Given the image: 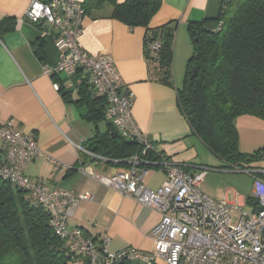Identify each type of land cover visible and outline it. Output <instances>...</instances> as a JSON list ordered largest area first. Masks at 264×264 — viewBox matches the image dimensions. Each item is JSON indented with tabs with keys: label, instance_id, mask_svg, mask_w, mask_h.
<instances>
[{
	"label": "crops",
	"instance_id": "0c3cea01",
	"mask_svg": "<svg viewBox=\"0 0 264 264\" xmlns=\"http://www.w3.org/2000/svg\"><path fill=\"white\" fill-rule=\"evenodd\" d=\"M30 1L0 0V26L6 22L11 24L10 29L0 34V121L13 119L23 133L35 136L41 150L40 155L27 163L25 175L30 179L42 180L49 190L91 193V199L78 202L67 219L68 228H80L86 237L97 244L103 236H108L111 252L130 246L145 252L151 251V230L160 220L159 211L141 205L133 198L123 196L112 187L78 171V167L83 165L103 176H110L127 168L128 164L115 166L91 160L83 151L89 139L105 132L107 121L104 118L96 121L89 119V106L78 101L79 87L84 85L96 97L87 79H83L78 88L68 89L63 86L67 79L64 73L48 75L44 72V67L58 62L59 51L53 43L54 31L51 26L46 22H32L23 16ZM116 1L121 3L124 0ZM221 1L159 0V8L149 19L148 26L154 28L173 21L180 32L190 20L215 18ZM86 3L87 11L78 45L89 55L108 54L112 57L122 88L134 94L131 114L143 134L153 141L158 152L175 162L186 163L192 169L206 165L201 162L199 151L208 147L193 133L177 105L176 90L182 87L183 79L176 82L178 78L175 73L174 82L173 63L172 85H169L159 80L155 63L144 56L145 27H131L111 17V4L105 3L98 7L92 1ZM35 48L40 49L41 56L35 53ZM55 83L69 92L67 100L61 95L60 88H55ZM234 126L240 152L251 154L264 148L263 119L243 114L234 119ZM2 154L0 142V160ZM50 158L62 163L65 168H55ZM246 164L247 168L238 166L235 170H239V167L264 169V155L260 160ZM225 168L229 170L234 167L221 166L219 170ZM165 177L163 169L151 166L142 182L154 190ZM206 177L207 174L200 185L201 190L216 200L225 197L230 204L238 205L240 211L231 208L234 219L239 218L246 206L248 210L243 213L254 211L256 200L253 187L250 195L236 194L228 201L226 192L206 187ZM246 180L247 186L239 183L243 193L249 186ZM67 264H84V260L73 258ZM157 264L163 263L159 261Z\"/></svg>",
	"mask_w": 264,
	"mask_h": 264
},
{
	"label": "built area",
	"instance_id": "2783aa9c",
	"mask_svg": "<svg viewBox=\"0 0 264 264\" xmlns=\"http://www.w3.org/2000/svg\"><path fill=\"white\" fill-rule=\"evenodd\" d=\"M84 15V8L77 0H31L23 14L32 22H46L54 31L53 43L59 51V60L53 66L44 67V72L64 73L67 79L63 86L68 89L78 88L87 79L92 93L104 98V119L122 137L140 146V154L129 159L128 167L110 176L83 165L78 171L159 211L160 220L151 230L153 248L145 252L130 246L111 252L108 236H103L97 244L80 228H68L67 219L78 202L91 199V193L49 190L42 180L27 178L25 167L41 150L35 136L23 133L13 119L0 121L3 148L0 179L31 194L49 214L52 231L66 242L73 257L82 258L84 264H157L159 261L163 264H264V169H243L253 177L256 209L250 214L241 212L234 219L231 208L240 211L238 205L230 204L225 197L216 200L201 190L208 172L206 167L192 169L186 163L171 160L158 152L153 141L143 134L131 114L134 94L122 88L112 57L92 56L79 47ZM158 48V41H154L150 54L156 55ZM55 88H60L58 83ZM83 151L91 160L110 161L86 149ZM148 151L158 154V159L143 158ZM50 161L55 168H65L53 158ZM151 166L160 167L166 176L154 190L142 182Z\"/></svg>",
	"mask_w": 264,
	"mask_h": 264
},
{
	"label": "trees",
	"instance_id": "16d2710c",
	"mask_svg": "<svg viewBox=\"0 0 264 264\" xmlns=\"http://www.w3.org/2000/svg\"><path fill=\"white\" fill-rule=\"evenodd\" d=\"M88 1L98 7L111 4V17L131 27H145L144 56L155 63L159 80L172 85L175 22L148 26L159 0ZM86 2L81 3L85 13ZM10 27V22L3 23L0 34ZM186 27L192 52L182 87L176 90L178 108L212 152L230 165L247 168L246 163L263 157L264 148L240 152L234 119L249 114L264 120V0H222L215 18L190 20ZM154 41L159 48L153 56L149 48ZM35 53L41 56L40 49ZM86 87H79L78 101L89 106V119H103L104 98L93 97ZM59 91L67 100L69 92ZM86 149L115 166L127 165L141 151L108 122L104 133L89 139ZM143 158L157 160L158 154L148 151ZM6 258L13 264H67L75 257L52 231L49 214L31 194L0 179V263Z\"/></svg>",
	"mask_w": 264,
	"mask_h": 264
},
{
	"label": "rangeland",
	"instance_id": "374dc122",
	"mask_svg": "<svg viewBox=\"0 0 264 264\" xmlns=\"http://www.w3.org/2000/svg\"><path fill=\"white\" fill-rule=\"evenodd\" d=\"M192 52V45H191V39L187 32V27L182 26L180 32H178V29L175 31V38H174V44H173V80L175 82V73L176 77L178 78L176 82H180L181 79L184 77V69L186 62L188 58L190 57ZM201 156V162H205L203 165L208 169L207 177L205 185L206 187H211L214 189H218L219 192L225 193L228 196L229 199L232 198V196L236 194H247L250 195V189L252 186V175L245 172V170L240 169L235 170L236 166L230 165L226 163L225 161L221 160L217 157L214 153H212L208 148H203L199 151ZM221 166L226 167H234L230 168L229 170L227 168L221 169ZM249 181V186L245 193H243L242 189L239 188V183H245V186H247V180ZM203 185V186H205ZM207 188V189H208ZM208 193L207 191H205ZM209 194V193H208ZM236 200V199H235ZM248 207L243 208V212H247ZM10 258H6L3 263L0 264H13V261H9Z\"/></svg>",
	"mask_w": 264,
	"mask_h": 264
}]
</instances>
